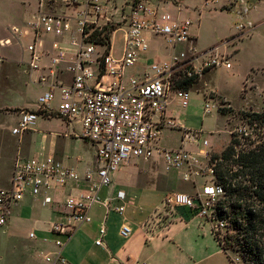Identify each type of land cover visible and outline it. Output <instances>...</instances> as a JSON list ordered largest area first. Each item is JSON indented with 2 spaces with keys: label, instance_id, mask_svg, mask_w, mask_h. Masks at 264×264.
<instances>
[{
  "label": "built area",
  "instance_id": "1",
  "mask_svg": "<svg viewBox=\"0 0 264 264\" xmlns=\"http://www.w3.org/2000/svg\"><path fill=\"white\" fill-rule=\"evenodd\" d=\"M34 1L37 9L26 26L10 27L8 36L0 39V65L4 61L1 49L14 43L22 46L29 54V59L22 62L26 72L31 77L39 73L31 81L46 87L38 99L40 107L48 109L59 99L57 116L81 126L80 136L95 146L99 166L81 177L52 155L18 158L10 186L0 187V227L6 225L9 210L27 194L38 197L70 184L84 183L87 185L84 193L66 198L65 220L52 225V233L70 238L83 224L91 222V209L101 201V190L112 184L117 170L134 160L148 162L161 156L168 170H185V181L196 183L203 178L206 164L196 161L184 146L164 149L159 142L162 131L173 126L167 115L170 98L175 95L184 106L188 104L190 91L181 86L186 81L196 82L209 70L232 68L228 54L223 51L228 41L200 51L190 31V20L174 17L162 5L171 2L180 6L184 0H158L161 3L124 0L119 18L110 8L111 0ZM247 12L244 9L237 25L242 35L254 27L250 22H242ZM118 33L122 34V48L115 53L113 39ZM30 34L33 42L24 45L23 39ZM43 35L56 38L51 44L53 54L46 53L50 55L47 63L43 61L45 50L40 38ZM148 36L161 38L172 48H184L168 60L151 62L142 74L130 75L129 70L136 66L141 54L149 51ZM209 107L206 105L205 110L209 111ZM38 118L36 111H22L13 133L30 130ZM207 153L201 151V157L205 158ZM208 171L212 174L211 182L202 184L195 194L174 192L166 195L162 204L165 210L187 208L211 223L215 236L223 239L230 229L229 221L219 218L217 207L225 199V191L216 183L211 163ZM124 199L125 192L118 191L115 198L107 199L106 205L110 208L112 202ZM52 202V197L45 195L43 204ZM112 209L122 213L124 206ZM161 214L156 210L150 221ZM220 227L226 231L225 235L218 232ZM129 232L130 228L124 226L122 234ZM100 234H105L104 228ZM31 238H35L33 233ZM56 244L59 250L53 257L47 256L46 261L68 264L61 250L64 242L57 240ZM96 244L101 245V239ZM251 258L250 264H259L255 256ZM239 260L236 256L235 264Z\"/></svg>",
  "mask_w": 264,
  "mask_h": 264
},
{
  "label": "crops",
  "instance_id": "2",
  "mask_svg": "<svg viewBox=\"0 0 264 264\" xmlns=\"http://www.w3.org/2000/svg\"><path fill=\"white\" fill-rule=\"evenodd\" d=\"M157 3L161 1L155 0ZM169 2V1H167ZM216 0H206L205 6L215 4ZM25 4L33 10L28 14L25 23L16 25L25 27L36 12L37 4L34 0H26ZM174 17L180 20H190L192 23L190 31L194 36L197 46V35L193 32V28L197 26V22L190 18V8L185 5V0L180 6H175L171 2L162 4ZM124 6V0H111L110 8L120 17V12ZM248 9L242 22L253 24L250 14L256 6L250 4L248 0H230L228 6L222 9H229L235 13L236 29L240 22L241 13L244 9ZM254 25V24H253ZM254 29V27L252 28ZM238 30V29H237ZM239 32V31H238ZM2 36L1 38H5ZM0 38V39H1ZM43 41L45 55L44 63L49 61L50 55L53 54L51 44L56 40L51 35H43L40 37ZM34 37L30 34L23 39V44L27 45L33 42ZM149 51L143 53L138 60L136 66L129 70L130 75L142 74L151 62H161L168 60L173 53L184 48L177 46L172 48L168 46L163 39L148 36ZM122 48L114 45L115 53ZM225 49V51H224ZM223 51L226 52V48ZM49 53L50 55L46 54ZM4 61L0 65V109L9 107V109H21L19 114L10 113L9 117L16 115L17 123L9 132L13 141L11 143L4 140V129H0V187H9L11 184L13 169L18 158L28 159L38 155H52L64 165L74 168L81 177L88 172L97 170L99 163L96 148L90 142L81 138V126L77 123H68L57 116L59 99L50 104V108L42 109L38 99L46 91V87L33 83L31 79L38 77L36 72L31 77L26 72V66L22 63L29 59V54L24 51L22 46L14 43L12 46L1 49ZM217 69V68H216ZM207 71L195 85L202 84L207 74L216 70ZM22 71L29 77L30 82L42 88L41 94L38 96L36 106H28L25 104L14 105L8 100L10 96L21 93L22 86H8L7 80L11 72ZM249 81L248 79L246 80ZM203 92V115L202 119L211 116L216 110L218 112L219 128L214 131H208L203 127L193 130L183 120L181 112H176L170 108H175L176 103L179 108H190V100L192 89H189L190 95L188 104L183 105L182 100L173 95L168 103L167 115L172 121V127H166L162 131L159 142L160 147L164 149H178L185 147L192 153L196 161L199 163H207L210 159L201 157L200 152L210 151L212 154H220L231 142L233 132L226 127H222V115L219 108L234 107L227 98L208 91L206 85ZM248 85L246 84L243 93H247ZM201 91V90H197ZM6 100V101H5ZM206 105L211 108L206 111ZM242 108H255L251 105ZM43 111L40 115L44 119L41 127L37 128L36 124L28 131L13 133V129L17 127L22 111ZM38 118V119H39ZM37 119V121H38ZM51 120H57V126H52ZM43 129H49L47 133ZM178 130L181 138L178 146L169 147L163 138L164 131ZM197 135V137H194ZM212 135L223 137V143L220 145L218 139H210ZM135 161V160H134ZM139 161V160H136ZM132 162V161H131ZM145 162V161H142ZM159 164L163 167V172L167 175V183L161 182H144L139 179V172L130 163L120 167L113 177V182L109 187H104L100 192L101 201L91 209L92 220L83 224L70 238L59 236L52 233V225L54 222L64 221L65 200L69 195L75 197L84 193L86 184L80 185L70 184L65 188L52 190L43 193L38 197L27 194L25 198L9 210L6 227L13 223L18 225H31L32 230L29 232L35 235L36 241L32 244L30 253H26L28 264H50L46 261V257H53L59 250L56 241L64 242L62 247V255L68 264H235L236 252L225 251L216 239L214 229L211 223L200 218L187 208H175L174 210H165L162 204L164 197L174 192H184L195 194L201 189L200 179L196 183H190L184 180L185 170H168L161 156H155L152 160L145 162ZM135 177L136 179H131ZM173 191H169V189ZM118 191L125 192L123 201H114L109 208L106 205L107 199L116 197ZM45 195L52 197V204L44 205ZM124 206V211L118 213L112 208L114 206ZM156 210L162 212L159 218L151 220ZM124 226L130 228L127 235L122 234ZM3 227V226H2ZM104 228L105 234L101 236L100 230ZM101 239L102 244L97 245L96 241Z\"/></svg>",
  "mask_w": 264,
  "mask_h": 264
},
{
  "label": "rangeland",
  "instance_id": "3",
  "mask_svg": "<svg viewBox=\"0 0 264 264\" xmlns=\"http://www.w3.org/2000/svg\"><path fill=\"white\" fill-rule=\"evenodd\" d=\"M26 0H0V38L8 35V29L14 25H22L33 9L25 4ZM206 0H185V5L190 8V18L197 22V26L193 28V32L197 35V48L207 50L212 47L223 45L228 41L226 53L232 63L231 69L219 67L211 73L207 74L204 81L200 85L196 82L189 86L192 89L190 100V108L182 109L176 103L175 108H170L176 112H181L183 120L189 124L193 130L203 127L208 131H214L219 128L218 112L215 110L211 116L202 119L203 115V92L206 85L208 91L219 94L236 108L225 107L219 108L222 119V127H226L236 134L242 143H245L244 134L249 133L256 135L257 128L249 125V119L246 113L264 111V0H248L250 4L256 6L250 14V19L254 24V29L246 32L244 35L236 29V16L232 10L222 9L228 6L230 0H216L215 4L205 6ZM122 34L118 33L113 39V44L117 47L121 46ZM225 51V49H224ZM7 80V85L22 86V92L15 96H10L8 100L14 105L36 106L38 96L43 91L42 88L30 82L28 76L22 71L11 72ZM249 80L248 82L246 80ZM248 85L247 93H243L245 85ZM184 88L185 86H181ZM201 90V91H197ZM6 101V100H5ZM253 106L255 108H242L245 106ZM21 109H9L3 107L0 109V129H4V140L11 143L9 132L17 123L16 115L9 117L10 113L19 114ZM26 111V110H25ZM44 119L40 117L37 121V128L41 127ZM52 126H57V120H51ZM41 124V125H40ZM47 133L48 129H43ZM9 131V132H7ZM163 138L167 146H178L181 135L178 130H166ZM210 139H218L220 145L223 143V137L212 135ZM212 153L208 151L205 160L210 159ZM206 171L203 178H200L201 184H208L212 180V174L208 171L209 165L205 163ZM130 166L138 170L139 179L144 182H161L167 183V175L163 172V167L159 164L145 163L142 161H132ZM131 179H136L132 177ZM114 183V182H113ZM192 184V182H190ZM176 189V188H173ZM169 189V191H173ZM220 226V225H219ZM215 227H217L215 225ZM32 230L31 225H18L13 223L8 227H0V264H28L26 253H30L32 244L36 241L29 237ZM225 235L226 231L220 227L218 231ZM239 256V264H250L253 259L251 257L243 258Z\"/></svg>",
  "mask_w": 264,
  "mask_h": 264
},
{
  "label": "trees",
  "instance_id": "4",
  "mask_svg": "<svg viewBox=\"0 0 264 264\" xmlns=\"http://www.w3.org/2000/svg\"><path fill=\"white\" fill-rule=\"evenodd\" d=\"M194 83L185 82V88ZM43 115V111L38 112ZM256 135L246 132L242 143L233 133L230 144L220 153L212 154L216 183L225 191L218 207L220 219H227L226 235L216 238L222 248L239 252L242 257L255 256L264 262V111L246 113Z\"/></svg>",
  "mask_w": 264,
  "mask_h": 264
}]
</instances>
